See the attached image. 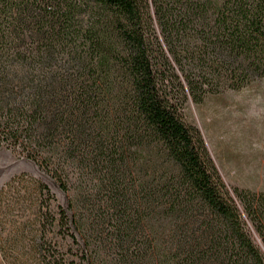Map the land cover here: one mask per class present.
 Here are the masks:
<instances>
[{
  "label": "trees",
  "instance_id": "1",
  "mask_svg": "<svg viewBox=\"0 0 264 264\" xmlns=\"http://www.w3.org/2000/svg\"><path fill=\"white\" fill-rule=\"evenodd\" d=\"M250 73L264 0H0V146L70 192L80 264H264V193L236 199L186 115Z\"/></svg>",
  "mask_w": 264,
  "mask_h": 264
},
{
  "label": "rangeland",
  "instance_id": "2",
  "mask_svg": "<svg viewBox=\"0 0 264 264\" xmlns=\"http://www.w3.org/2000/svg\"><path fill=\"white\" fill-rule=\"evenodd\" d=\"M247 77L238 85L228 79L186 104L188 120L236 199L234 190L243 197L264 193V77ZM70 196L38 163L0 146V264H40V240L64 264H80L81 241L58 221Z\"/></svg>",
  "mask_w": 264,
  "mask_h": 264
}]
</instances>
